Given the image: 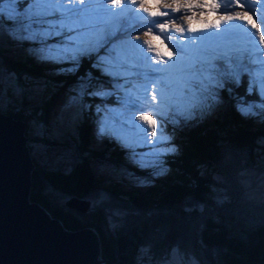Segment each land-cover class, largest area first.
Listing matches in <instances>:
<instances>
[{"label": "trees", "instance_id": "1", "mask_svg": "<svg viewBox=\"0 0 264 264\" xmlns=\"http://www.w3.org/2000/svg\"><path fill=\"white\" fill-rule=\"evenodd\" d=\"M99 55L105 58L108 53L101 49ZM95 62V54L82 58L80 67L69 72L67 62L51 63L0 40V95L4 96L0 112L22 125L32 164L27 200L67 230L90 228L96 235L99 264H135L139 248H149L159 256L171 246L193 255L199 264H264V205L245 201L238 181L245 171L264 170V116H242L235 106L240 97L241 102L261 105L258 95L247 93L244 76L239 86L227 83L220 89L221 101L211 113L204 110L200 120L173 134L176 150L161 154L166 171L152 184L124 186V178L112 182L87 166L88 159L97 158L134 174L147 173L126 165L128 154L117 137L113 141L102 138L98 148L88 146L96 141V134L84 112L91 113L87 105L94 97L83 96L73 124L62 128L72 149L68 168L44 170L37 165L28 144L52 146L55 142L50 138L49 117L64 84L79 79L85 84L105 82L107 75L92 67ZM111 68L120 82L121 71ZM255 111L260 109L255 107ZM46 188L63 197L62 205L41 194ZM69 198L85 201V208L79 211L67 205Z\"/></svg>", "mask_w": 264, "mask_h": 264}, {"label": "rangeland", "instance_id": "2", "mask_svg": "<svg viewBox=\"0 0 264 264\" xmlns=\"http://www.w3.org/2000/svg\"><path fill=\"white\" fill-rule=\"evenodd\" d=\"M86 1V0H83ZM88 1V7L97 6V4H101L99 0H87ZM110 1V0H106ZM223 1V2H222ZM103 3V5L106 4ZM147 7L151 8L152 10H155V7L159 3H171L173 5L175 4H185V3H191V4H209L210 3H218L221 5L220 12L223 13L227 11L229 14H232L236 11H240L238 7L235 6L234 0H144ZM226 2V3H225ZM241 4L247 3L248 11L245 7L241 9V12H248V15L251 16L254 20V22L260 27L261 34H264V26L260 23V18H263L264 16V0H239ZM19 5L23 7H27L28 0H18ZM81 4L79 0H64V5L68 6L69 4ZM233 4V5H230ZM260 6H262V12L257 13L261 10ZM5 7V16L12 15V16H19L21 18L25 17V13L23 11L21 12H15L12 11V8L15 6L12 5H4ZM225 7V8H224ZM82 8V7H78ZM133 8L135 9V6L133 5ZM162 11L165 9H161ZM170 12L169 16L165 17H155V18H147V22H151V20L155 19L156 21H164V20H170L175 18L176 24H185L187 25V21L184 19V16L182 15V11L176 12L174 14L171 13V10H168ZM206 15H201L199 13H193L194 19L192 20L190 26L192 28H202L204 21H213L216 17L219 18L218 15L208 12ZM253 14V15H252ZM28 15H31V13H28ZM48 21H52V17L47 18ZM0 23H3L5 27L11 28L13 25L12 21L9 20H0ZM240 23L237 20H232L228 22L227 24L221 23L219 31H217L215 28H209L206 32H195V33H189L185 31L182 35L185 39L179 40L180 34L175 33L173 34L172 31H168L160 35L161 40H157L153 37H144L143 35H137L136 33H130V32H123L120 34V36L117 39L111 38V44L108 46L109 51L107 52L108 55L105 56L106 63L103 65V67H107L109 69V72L111 73V66L113 67L112 63H115L114 61V53L118 49H122L125 44L131 39L139 37L138 40H149L155 48H158L162 53L172 52L173 56L171 59L168 58L167 55H165L164 59L165 61H168L169 67H173L174 60L175 61H182L186 56L188 52H184L183 46L186 45L187 48H189L190 52L192 53L193 57H196L200 52L203 51V53H213L217 56L227 58L229 56L235 57L238 55L239 48L237 47V44L240 47V42L242 39H244V34L241 31L235 32L232 31L233 28L237 27ZM148 25V24H147ZM147 25H137L136 27H145L147 28ZM49 28L48 23L40 24L37 22V25L34 29V32L32 35L37 36L36 39H27V40H17L13 39L11 35L7 34L6 32L0 31V40H4L6 42H11L14 49L18 52L23 53H29L37 58H41L44 60H49L51 63H56L55 60L58 59V57H53L52 59L49 58H42L37 50L41 48V40H45L47 33V29ZM239 28V27H238ZM153 32L158 33L159 29L153 25ZM246 37L249 36L248 33H254L255 29L246 31ZM231 33V34H230ZM38 34V35H37ZM195 34V35H194ZM199 34V35H197ZM67 35V33L65 34ZM174 35V36H173ZM194 35V36H193ZM233 35V36H232ZM171 37V40L164 39V37ZM191 36L195 39V42H191L188 37ZM52 38H58V39H46L45 42L52 48H59L61 47L63 41L62 37L55 34V31L52 32L51 35ZM226 37V38H225ZM257 39V44L264 48V45H260L259 43V36H255ZM251 42H255L253 38H250ZM59 42V43H58ZM179 45L181 48L180 52H177V48L173 45ZM147 47V46H146ZM182 52H184L181 56ZM153 55H155L153 52H151ZM257 56L261 57V51H256ZM129 61V59H128ZM143 61V58H142ZM228 62V59L222 60L219 59L215 63H211V66H214L216 64H222ZM108 64V65H107ZM135 66L139 65V60L136 62H133ZM164 63H159V66H162ZM146 67V66H145ZM147 67H150L147 65ZM68 68V67H67ZM101 70V69H100ZM217 73L216 71H210L209 76L214 75ZM128 75V73H127ZM125 74V76H127ZM86 81H88L87 78H85ZM129 76L126 78L127 82L129 80ZM84 83L83 80L79 79L75 83L70 84H64V87L62 91H60V94L57 95L54 98V103H52L53 107V117H49V125L50 127V138L51 140H54L52 146H40L35 143H29L30 145V153L33 157V159L36 161L38 166H41L44 170L49 169H56L60 171H64L68 168L70 158L69 154L71 153L70 146L68 145V142L66 138L64 137L62 128L65 124L71 123L73 124L74 119L76 117L75 112L79 111L78 104L75 105H69L68 100L71 96L76 95L79 91L81 83ZM89 82H87L88 84ZM63 85V84H62ZM90 86L87 88V92H98L99 95H88L85 94L84 96L87 97H94L95 100L88 104L87 107L90 108V112H84V115L86 117L87 124H89V120L93 123V129L95 130L96 134V141L93 142L90 141L88 146L91 148H98L99 142L104 137H109L112 141L116 139L119 146H124L123 149L125 153L128 155L125 158L126 165L135 167L139 172L146 171L147 173H140V174H134L133 172H130L128 169L121 167L120 165L113 164L112 161L109 160H101L97 158H92L91 160H87V166L91 169L93 173H100L105 174L108 176L109 180L114 182L115 180L121 181L120 178H124L125 180L121 181L124 186L130 185L133 187L136 186H147L148 184H152L154 182V178L161 175L158 172L154 171V169L161 165L163 168L165 165L163 164L161 160V154L168 152V148L172 147L174 142V136L173 134L176 133L179 130H185L189 125H192L193 123L200 120V113L195 108L190 107H182L181 105L173 102L171 106L165 105L164 103H159L157 112L154 114H147L144 115L146 118L147 123L145 125H140L142 127L147 128L149 124H151L153 121H155L156 128H157V137H160V126L161 121H163V128L166 142L153 145V144H144V136L140 132V129L137 127H133L131 130H127V133L125 131L121 130V128H124L134 122L130 121V119H133V117H139L141 116L140 110L137 108L125 104L122 102V96H123V86L119 84V81H117V78L115 75L111 73L110 75H107V78L105 82L100 84H89ZM124 86H127L125 84ZM185 94H188V90H185ZM165 99L169 96V91L164 92ZM125 100H130L127 95L124 96ZM259 97V96H258ZM106 98L108 100H106ZM221 101V100H220ZM102 102H105V104L108 105H102ZM4 103V96L0 95V108L2 109V105ZM82 107H85V104L81 102L80 104ZM100 106V111H97V106ZM220 105V104H219ZM257 105V104H255ZM215 105L212 109L214 110ZM236 106V105H235ZM172 107V108H171ZM257 108L262 110L260 106H256ZM171 108V109H170ZM218 108V107H217ZM179 109V111H178ZM89 110V109H88ZM208 113H211L208 111V109H205ZM126 111V113H125ZM55 115V116H54ZM89 118V119H88ZM127 119V120H126ZM179 121V122H177ZM28 123V122H27ZM121 125V127H120ZM103 126L104 133L101 135L99 134L100 127ZM34 128H36V125H34ZM151 132V129H149V133ZM144 144V146H138ZM135 149V152L139 155L137 156L138 162H133V159L130 156V153ZM155 149V151H153ZM165 169V168H164ZM134 171V170H133ZM247 172V175H242V173L238 176V181L240 185L242 186V194L243 199L251 204L255 205H264V196H262V190L259 183V176L264 170H255L252 172L251 170L245 171ZM244 173V172H243ZM213 179L217 180V175L211 174L209 175ZM51 189L46 188L41 190V194L46 198L50 199L52 203H55L57 205H62L63 197L59 195L58 193L50 191ZM103 196V195H102ZM100 195H97L96 198H99ZM70 201V200H69ZM88 202V201H87ZM70 203L76 204L81 207L85 208L86 202L84 201H70ZM173 246H171L170 249H172ZM137 255L134 257L136 259L137 256H141V248L136 253ZM139 264V261L137 263Z\"/></svg>", "mask_w": 264, "mask_h": 264}, {"label": "snow or ice", "instance_id": "3", "mask_svg": "<svg viewBox=\"0 0 264 264\" xmlns=\"http://www.w3.org/2000/svg\"><path fill=\"white\" fill-rule=\"evenodd\" d=\"M82 4L83 0H79ZM91 2V0H90ZM101 4L105 3L106 0H99ZM131 4L135 6V14L141 19H147L149 17H165L169 16L171 13L182 11L184 19L187 21L185 24H176L175 18L164 21H156L155 19L147 25V30L144 32L145 36L153 35L159 38L165 32L174 31L180 34V39H185L183 33L185 31L189 33L195 32H207L209 28H215L217 31L220 29L221 23L227 24L232 20L241 21L242 23L237 25L240 29L247 31L246 25L251 24V27L255 29L254 33H248L249 36H259L260 45H264V34H261L260 27L254 22L253 18L248 15V12L236 11L229 14L227 11L224 13L220 12L221 5L218 3L209 4H171V3H159L156 5L155 10L147 7L144 0H110V7L105 8L104 11L111 14L112 17H118L123 12L124 4ZM235 6L238 8H243L244 5L239 2V0H234ZM14 5L12 11L25 13V17L21 18L19 16L8 15L5 16L4 5ZM114 9H121V12H116ZM165 9V10H161ZM208 12H212L219 16V19L213 21H204L202 28H192L190 26L192 20L194 19L193 13H199L201 15H206ZM98 11V10H97ZM140 12L144 15L141 16ZM31 13V15H28ZM52 17V21H48L47 18ZM261 23L264 24V18H260ZM0 20H9L13 22L11 28L5 27L3 23H0V31L6 32L11 35L13 39L17 40H27L36 39L37 36L32 35L37 22L40 24L48 23L49 28L47 29V37L51 38L52 32L62 37V45L59 48L50 47L45 40H41V48L37 50L38 54L42 58L52 59L54 56L58 57L55 62H67L71 65L68 68L69 72H73L78 69L81 64L82 58L91 59L93 54H95L96 62L92 64L93 68L101 69L103 74L110 75L109 69L103 67L106 63L104 57L100 56L99 53L101 49L106 52L109 51L108 46L111 44V38L115 36V33L108 34L106 30H102L98 26V17L93 14V12L86 8H78L75 4L64 5V0H28L27 7H21L18 0H0ZM153 25L159 29L158 33L153 32ZM126 31V29H124ZM67 33V35H65ZM38 35V34H37ZM139 39V37H136ZM164 39L171 40V37L165 36ZM191 42H195L196 38L191 36L188 37ZM59 43V42H58ZM130 43V41H129ZM144 46H147L149 52H153L155 55L152 58L153 63H167L164 57L168 56L169 59L173 56L172 52L162 53L158 48H155L149 40H145L143 45H135V47L140 48L143 51ZM177 48V52L181 51L179 45H173ZM255 46V45H254ZM224 59V57H221ZM229 65H234L231 69L224 68L221 66L220 71L215 73L210 77H205L204 72L206 71L201 65L200 68H196L194 65L190 66L184 76L181 78L180 84L177 85L174 96L170 98L169 102H175L182 107L195 108L199 113H203L205 109H212L217 103L220 102V89H224L227 83H233L239 86L242 82V77L247 74V93L252 95L255 93L261 99V111H255V102L247 103L241 102L243 98H238L237 111L241 113L242 116L249 115H261L264 116V60H260L256 57L255 63L259 65L258 68L253 69L248 63L244 62L243 56L233 58L228 57ZM157 71H163V69H157ZM89 84L81 83L79 91L76 95L69 98L68 104L75 105L82 101L85 94L88 95H99L98 92H87ZM188 90V94H185V90ZM231 94L232 89L228 88ZM153 103L157 101L156 89L153 87V93L151 95ZM160 102H165L164 93H160ZM97 111H100V106H97ZM141 111H150L141 109ZM179 111V109H178ZM140 120H144L147 123L145 116L141 115L138 117ZM179 122V121H177ZM135 127L140 129V132L144 136V144H161L166 142V137L163 128V121H161L160 126V137H157V128L155 121L148 125L147 128L140 125ZM149 129L151 132L149 133ZM104 133L103 126L99 129V134ZM144 144L138 146H144ZM176 149L174 147L168 148V151L174 152ZM155 151V149H153ZM139 154L135 152V149L130 153L133 162L137 161V156ZM154 171L159 174H163L166 169L163 168L162 163L160 166L156 167ZM242 175H247V172L242 173ZM259 183L262 190V196H264V172L259 176ZM139 264H199L197 258L193 255L183 252L180 248L173 247L169 251L162 255L157 256L149 248L141 249V256L139 259Z\"/></svg>", "mask_w": 264, "mask_h": 264}, {"label": "water", "instance_id": "4", "mask_svg": "<svg viewBox=\"0 0 264 264\" xmlns=\"http://www.w3.org/2000/svg\"><path fill=\"white\" fill-rule=\"evenodd\" d=\"M31 167L21 123L0 112V264H99L90 228L67 230L27 200Z\"/></svg>", "mask_w": 264, "mask_h": 264}, {"label": "bare ground", "instance_id": "5", "mask_svg": "<svg viewBox=\"0 0 264 264\" xmlns=\"http://www.w3.org/2000/svg\"><path fill=\"white\" fill-rule=\"evenodd\" d=\"M225 8V7H224ZM231 34V33H230ZM233 36V35H232ZM226 38V37H225ZM237 47L239 48V45L237 44Z\"/></svg>", "mask_w": 264, "mask_h": 264}]
</instances>
